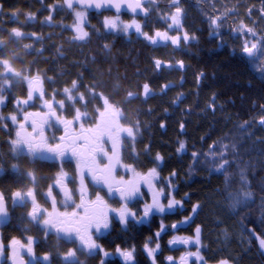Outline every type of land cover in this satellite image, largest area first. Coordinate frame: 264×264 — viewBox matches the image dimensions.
<instances>
[{
    "label": "snow or ice",
    "instance_id": "6c2138e0",
    "mask_svg": "<svg viewBox=\"0 0 264 264\" xmlns=\"http://www.w3.org/2000/svg\"><path fill=\"white\" fill-rule=\"evenodd\" d=\"M38 2V10L23 13L0 2V264H112L115 257L142 264L141 253L149 264H236L232 256L205 255L209 246L195 218L208 206L214 224L224 225L218 238H235L241 255L255 248L264 260V176L253 184L264 173V159H257L264 158V134L255 133L257 125L264 130V103L238 125L240 137L225 132L206 148L210 132L193 139L183 174L190 179L203 169V179L222 177L195 202L192 192L180 194V171L163 175L165 156L153 153L151 133L144 137L152 122L141 119L156 112L144 107L150 99L183 88L193 68L185 57L198 55L193 48L205 32L216 42L209 51L228 46L264 80V0ZM44 28L60 31L45 34ZM133 34L142 47L126 55L117 43H132ZM169 48L166 59L154 54ZM164 72L179 74L178 82L167 80L157 90L153 84ZM191 74L198 95L206 73ZM187 98L178 91L163 116ZM211 100L207 107L215 112V92ZM190 112L191 106L181 109ZM167 127L160 118L159 128ZM186 127L178 121V157L187 152ZM169 215L179 218L166 223ZM157 218L138 246L137 226ZM229 222L238 234L230 236ZM194 223L191 234H179ZM169 232L168 247L183 250L161 261Z\"/></svg>",
    "mask_w": 264,
    "mask_h": 264
},
{
    "label": "trees",
    "instance_id": "16d2710c",
    "mask_svg": "<svg viewBox=\"0 0 264 264\" xmlns=\"http://www.w3.org/2000/svg\"><path fill=\"white\" fill-rule=\"evenodd\" d=\"M4 3L5 9L20 7L21 12L25 10H38L40 4L38 0H0ZM223 3L235 4L237 0H222ZM105 15H112L110 12L104 13ZM195 15V12L192 13ZM124 19H130V17L123 15ZM23 19V16H22ZM98 17L95 14L92 15L91 23L97 24ZM66 22H70L66 21ZM37 30L38 27H37ZM45 34L49 32L59 33V29L44 28L42 30ZM69 34L65 33V37ZM206 32L202 34V43L199 48H193V52H198V55H193L191 57H185L193 65L192 69H189V74L187 76V82L184 84L183 88H174L170 90L166 96H156L148 101L147 107L149 105L156 108V112L152 117L142 116V120H151L152 128L144 133L145 140L149 138V133H151V139L153 143V153L159 150L165 156V164L163 167V175H167L168 172L175 167L181 172L180 183L182 195L184 191H190L193 193L192 200L196 201L198 198L203 197V193L211 187H215L222 181V177L216 173H213L210 181L203 179V177L208 176V173L203 169H200L194 173V175L189 179L184 175V170L189 163L188 153L192 150V141L210 132L211 135L206 141L204 147H207V143H210L213 139H218L225 132H230L231 137H240L242 134L238 129V125L243 121L249 119L251 116L259 112V103H264V80L260 78V75L250 69L240 58L239 54L232 55L228 46H225L221 50L209 51V49L215 48V41L208 42L206 39ZM228 43H231V38L227 37ZM27 42V41H26ZM59 42V40L57 41ZM51 43V42H49ZM67 47V45H65ZM117 47H123L125 49V54L127 55L128 49H141V44L136 40L135 35L132 36V43L125 44L123 40L118 41ZM73 52L78 51V49L73 46ZM87 51V49H85ZM148 50H145L147 52ZM161 58H167L170 56L171 48L169 49H157L154 53ZM47 56L48 53H45ZM179 55V54H177ZM135 56V52H133ZM145 56H140V61L143 62ZM66 62L62 61L61 64ZM203 69L206 73L205 79L201 87L199 88L198 95H194L197 91L196 85L194 83V78L192 72L195 70ZM123 71V69H121ZM133 69H129L131 73ZM150 75V74H149ZM162 78L157 80L153 87L157 88L158 85L166 82L167 80H172L173 82H178L177 73L168 74L164 72L161 74ZM105 79H107V74L105 73ZM178 91H183L187 94L188 98L183 103L179 105L178 108H169V114L167 117L163 116V109L168 106V101H170ZM213 92L216 93V110L211 111L207 106L212 103L211 97ZM253 101L256 103L254 104ZM223 105V107H220ZM138 106V102L132 107ZM191 106L190 113H184L182 115L181 109ZM164 118L167 121L168 127L166 130H161L159 128V119ZM185 120L187 122L186 135L181 136L187 140V152L177 156L175 153V148L177 146L176 139L180 135L178 131V121ZM255 133L257 135L264 134L258 125L255 127ZM2 134H0V139H2ZM250 143V141H249ZM142 147V146H141ZM200 145L197 144V148ZM259 148V145H257ZM171 156V159L168 157ZM257 159H264L257 157ZM260 165L257 163V168ZM264 176V173L258 172L256 177L253 178L254 186L257 185ZM179 218V215H169L166 218V223H171L173 220ZM158 218L144 225L137 226L135 230L136 242L139 246L140 242L143 240L144 236L150 234L151 231L155 230ZM195 223L203 224V243L208 245L209 248L205 249V255L209 257L215 256V258H220L221 256H232L236 259V264H264V260L256 252L255 248L250 253L241 255V247L237 243V239L229 238L225 239L221 233L224 225H220L218 228L214 224V217L211 212L210 206L205 207L204 210L195 218ZM195 223L191 226H183L179 234H191L195 228ZM258 225V222H257ZM229 228L231 229V235L238 234L239 228L233 227L231 222H229ZM119 229V225L116 226ZM259 230V227H258ZM7 234V230H5ZM117 233L114 231L113 236ZM171 232L165 235L162 240L163 252L159 254V259L163 261L164 256L174 255L178 256L179 252L183 250L182 246H175L169 248L167 245V240L170 238ZM119 242V240H117ZM39 251V249H38ZM140 259L142 264H149L147 258L141 253ZM112 264H123V262L118 258H112Z\"/></svg>",
    "mask_w": 264,
    "mask_h": 264
},
{
    "label": "rangeland",
    "instance_id": "374dc122",
    "mask_svg": "<svg viewBox=\"0 0 264 264\" xmlns=\"http://www.w3.org/2000/svg\"><path fill=\"white\" fill-rule=\"evenodd\" d=\"M123 18V17H122ZM124 19V18H123ZM125 20H128V19H125ZM115 258H118V257H115ZM118 259H120V258H118ZM121 260V259H120ZM122 261V260H121Z\"/></svg>",
    "mask_w": 264,
    "mask_h": 264
},
{
    "label": "water",
    "instance_id": "95a60500",
    "mask_svg": "<svg viewBox=\"0 0 264 264\" xmlns=\"http://www.w3.org/2000/svg\"><path fill=\"white\" fill-rule=\"evenodd\" d=\"M112 14H114V13H112ZM125 15H127V16H129V17H130V14H125Z\"/></svg>",
    "mask_w": 264,
    "mask_h": 264
}]
</instances>
